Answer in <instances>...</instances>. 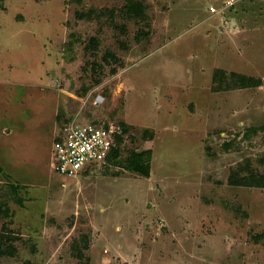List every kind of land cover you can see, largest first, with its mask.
<instances>
[{
  "label": "rangeland",
  "instance_id": "1",
  "mask_svg": "<svg viewBox=\"0 0 264 264\" xmlns=\"http://www.w3.org/2000/svg\"><path fill=\"white\" fill-rule=\"evenodd\" d=\"M91 122L119 163L65 179L55 139ZM149 149V177L124 168ZM251 175L264 0H0V264H264Z\"/></svg>",
  "mask_w": 264,
  "mask_h": 264
},
{
  "label": "built area",
  "instance_id": "2",
  "mask_svg": "<svg viewBox=\"0 0 264 264\" xmlns=\"http://www.w3.org/2000/svg\"><path fill=\"white\" fill-rule=\"evenodd\" d=\"M232 6L233 2H226ZM217 13L215 7H210ZM117 128L92 123L72 124L56 137L53 147V167L65 179L76 178L84 171L92 172L105 162L115 143Z\"/></svg>",
  "mask_w": 264,
  "mask_h": 264
},
{
  "label": "trees",
  "instance_id": "3",
  "mask_svg": "<svg viewBox=\"0 0 264 264\" xmlns=\"http://www.w3.org/2000/svg\"><path fill=\"white\" fill-rule=\"evenodd\" d=\"M38 1V0H36ZM139 9L138 7H131L128 11L130 13H135L136 10ZM216 74V73H215ZM232 82L234 84H237V87L239 88H257L261 86V80L254 79L251 77H246L240 74H231ZM215 78V77H214ZM216 80H218V74H216ZM225 85V86H223ZM230 84L223 83L219 86V88L213 90L215 92L221 91V89H228ZM92 124L98 125V126H104L109 127V125L106 124H99L97 122H91ZM121 130L120 127H117V131L115 134V143L114 147L112 148L110 154L106 158L105 162L100 165V170L105 171L110 168L112 165L118 164V158H119V150H118V144L122 142L121 137ZM153 159V151L152 150H143L141 152H133L130 155V158L127 160V164L124 165V168L136 173L143 177H149L151 172V162ZM85 173V171H84ZM89 173V172H87ZM239 183H241L242 186L246 187H257V188H264V175L257 176V175H251L248 178L241 177Z\"/></svg>",
  "mask_w": 264,
  "mask_h": 264
}]
</instances>
